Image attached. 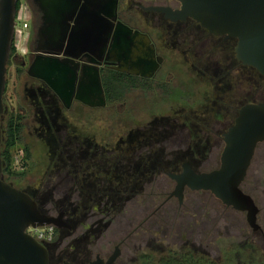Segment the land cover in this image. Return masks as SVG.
<instances>
[{
	"label": "rangeland",
	"instance_id": "374dc122",
	"mask_svg": "<svg viewBox=\"0 0 264 264\" xmlns=\"http://www.w3.org/2000/svg\"><path fill=\"white\" fill-rule=\"evenodd\" d=\"M147 1L132 2L145 6ZM22 4H26L25 0H22ZM128 4L125 0L121 1L122 12ZM139 13L136 7L134 14ZM123 17L129 21L125 13ZM23 21V18H18L16 23V29L21 34ZM18 36L16 58L19 55L24 56L26 51L22 41H25V35L18 33ZM159 50L162 51L165 63L158 79H163V83L171 82V85H163L162 94L159 91L137 90L120 97V101L109 107L94 110L74 103L70 110L62 108L65 117L79 133L93 137L104 146L114 145L128 126L142 127L154 119V116H168L171 122L194 121L196 125L191 129L195 137L194 157L191 159L193 166L201 172L218 169L225 146L223 139L219 137L226 132L229 120L232 119V113L229 115L225 108L231 105L232 109L235 105V88L231 92L224 87L216 90L211 76L214 68L210 74L195 71L192 69L190 56L186 57L178 50L163 45ZM13 68L15 69L14 65ZM13 68L12 82L9 93L6 94L10 101L9 104L5 103L6 114L10 111L15 114L23 112L25 119L21 142L12 150V167L18 171L26 168L27 173L20 178H8V181L21 189L33 190L47 186L45 195L51 203L46 210L57 215L59 212L55 206L60 203L64 205L63 196L66 193L60 190L62 188L58 184L57 174L50 170L47 147L36 136L33 110L23 93L25 86H31L36 81L27 75L26 67L19 70L16 77ZM243 75L249 76V71H243ZM245 77L242 80V93L250 91L251 86ZM151 89L154 87L151 86ZM216 98H219L218 103L215 102ZM250 99L264 101V91L259 90ZM165 127L170 130L168 125ZM165 127L163 137L166 139H162L157 149H160L162 163L168 165L165 168L169 171L173 167L177 168V163H173L172 158H181L182 155L184 157L191 145L176 137L169 138L171 135L165 133ZM24 152L27 161L24 159ZM160 180L162 194L174 191L175 182L166 175H162ZM247 182L249 183L245 184L244 189L254 198L260 209L258 224L264 232V142L256 151ZM88 189L92 187L85 190ZM153 189L155 188L149 187L141 194H131L130 198H127L128 194H123L121 201L110 204V211H106L102 205H96L98 200L105 204L110 201L107 197L101 198L97 191L71 194L70 201L75 204L77 221L73 224V236L65 251L67 258L79 263L94 260L97 254L104 259L109 258L115 246L165 201L166 195L157 197L160 191ZM158 218L161 221L157 220L155 223V218L149 221L123 245L117 264H158L164 252L170 251H195L218 264H264V241L254 236L246 214L226 208L210 192L187 189L182 206L175 199L163 207Z\"/></svg>",
	"mask_w": 264,
	"mask_h": 264
},
{
	"label": "flooded vegetation",
	"instance_id": "af4514ba",
	"mask_svg": "<svg viewBox=\"0 0 264 264\" xmlns=\"http://www.w3.org/2000/svg\"><path fill=\"white\" fill-rule=\"evenodd\" d=\"M121 1H118L113 37L111 36L105 52L102 53L100 46L96 43V37L93 35V31L99 26L95 23L97 18L95 16L96 19L93 20L91 17L90 21V18L86 19L84 16L86 14L84 13L85 7L88 10L87 12H91L94 16L98 2H92L91 4L89 1L81 2L76 11L73 12L74 1L68 0L60 8L55 6L57 4H52L51 0H25V5L22 4V0H19L17 20L20 19L23 10L27 15L26 39L23 41V47L26 48V51L24 56L19 55L18 58H16L17 52L11 55L8 64L4 103L8 102L9 104L10 102L6 94L9 93L12 82L13 65L15 66V69L13 68L16 74L15 77L18 71L24 70L25 67L29 76L30 68L40 58H47L48 53H52L55 48L57 49L60 46L59 43L55 42L62 43V40L59 39L62 38L65 31H68L69 35L76 33L74 49L65 50L71 56L77 57V60H74V63L71 64L77 68L78 72L73 99L67 100L66 92L61 89L62 99L47 82L29 76L37 83L31 84V87H43L56 95L61 106L60 115L64 116L65 119L62 108L70 110L74 103H80L85 108L94 110L109 107L120 101V97L137 90L159 91L162 94L163 85H171V82L163 83V79H158L165 63V58L161 54L162 51L159 50L161 45L172 50H178L186 57L190 56L192 69L195 71L210 74L212 68H214V73L211 76L215 81L216 90L224 87L231 92L235 88V105L232 109L230 108L231 105L228 106L229 108L227 106L225 108L229 115L230 112L232 113V119L229 120L227 125L229 127L226 132L234 125L243 106L257 103V101L250 98L258 94L259 81L257 76L249 71V67L243 66L237 60V39L214 36L191 18L173 22L166 18L164 13L154 10V8L163 7L176 11L181 7V4L176 0H148L145 6L138 3L134 4L132 1L135 0H125L129 4L124 12L121 11ZM134 6L138 8L139 15L134 14ZM111 12L107 10L109 15L112 14ZM124 13L129 21L123 17ZM127 28L131 31L129 34L126 31ZM18 37L16 32L15 47ZM212 45H214L213 48ZM59 58L62 61L64 60L63 57ZM243 71H249V76L245 77ZM33 72L39 75L38 71ZM244 77L250 82L251 86L250 91L242 93L241 88ZM167 81L169 80L167 79ZM151 86L154 89H151ZM216 99L215 102L218 103L219 98ZM11 112L14 113V111ZM166 125L170 127V130L165 127ZM195 125L194 121L179 123L177 120L171 122L168 116H154V119L152 118L149 123L142 127L128 126L123 131V135H120L112 146L101 145L93 137L82 134V137L79 136L80 142H76V152L63 154V165L60 179H58V184L62 188L59 189L63 193H68L71 190L78 193H91L88 191L94 190L99 193L141 194L147 188L154 187L153 191L156 189L160 191L156 195L157 197L166 195L165 201L147 215L143 222L139 223L124 240L115 246V248L119 247L120 252L115 264L121 258L123 245L149 221L154 218L156 219L155 223L157 220L161 221V218H158L159 212L165 205L176 199L174 197L170 198L172 192L161 193L162 180L160 179L162 175L169 178L168 174H180L183 171V165L190 162L194 157L195 137L191 129ZM164 127L166 128L165 133L171 135L169 138L176 137L191 145L184 157L182 155L181 158L178 156L172 158V162L177 163V168L173 167L170 171L165 168L168 165L162 163L160 149H157V145L161 144L162 139L165 138L163 137L165 136V134L163 135ZM223 136L219 138L224 141ZM192 168L197 173H203L195 169L193 165ZM247 177L241 188L245 194L250 195L244 189L245 184L249 183ZM88 187H92V189L85 190ZM38 189H47V186ZM101 198L105 199L106 197L102 196ZM63 199L64 205L62 204L60 209L55 208L59 212L57 215L46 210L50 207L49 202L44 206L42 212L50 217H60L62 214V221L71 227V229L55 227V237L52 243L45 246L48 250L50 264H88L96 260L98 256L101 257V255L97 254L94 260H85L79 263L67 258L65 254L69 239L73 236V224L77 221V212L76 210H70L68 199H65V197ZM108 199L110 201L106 204L98 200L96 205H102L106 211H110V204L119 202L122 198L118 196L113 199L111 196H107ZM64 231L65 234H63ZM253 234L258 240L264 241L262 227L261 231L253 232ZM262 250L264 251V248Z\"/></svg>",
	"mask_w": 264,
	"mask_h": 264
},
{
	"label": "water",
	"instance_id": "95a60500",
	"mask_svg": "<svg viewBox=\"0 0 264 264\" xmlns=\"http://www.w3.org/2000/svg\"><path fill=\"white\" fill-rule=\"evenodd\" d=\"M66 1L68 0H51L52 4H57L55 6L60 8ZM69 1H74L73 12L81 2H98L94 16L87 12L84 5V16L86 19L90 18V21L91 17L94 20L96 16L95 23L99 26L93 31V35L104 53L114 34L119 0ZM176 1L181 4L180 9L176 11L163 7L154 10L164 13L166 18L173 22L191 18L214 36L237 39V60L245 67L256 69L264 79V0ZM18 5L19 0H0V264H50L47 248L31 236L28 229L46 226L60 229L71 227L62 221V214L60 217H50L42 213L37 202L29 194L2 180V117L6 111L4 96L8 64L16 38ZM107 10L112 11V14L109 15ZM126 31L128 34L131 32L128 28ZM75 38L76 33L69 35L68 31H65L59 39L62 43L55 42L60 46L48 53L47 58H40L28 72L29 76L47 82L61 98L60 90L63 89L69 101L74 97L78 77L77 68L71 64L77 57L71 56L65 50L74 49ZM35 70L39 75L34 74ZM223 137L225 146L220 167L210 172L197 173L190 162L185 163L180 174H168L176 183L170 198H176L182 205L186 189L210 192L224 206L245 212L253 232L261 231L258 224L259 208L254 199L243 192L241 186L252 165L258 145L264 142V102L243 106L234 125ZM119 256V247H116L107 260L98 256L88 264H115Z\"/></svg>",
	"mask_w": 264,
	"mask_h": 264
},
{
	"label": "trees",
	"instance_id": "16d2710c",
	"mask_svg": "<svg viewBox=\"0 0 264 264\" xmlns=\"http://www.w3.org/2000/svg\"><path fill=\"white\" fill-rule=\"evenodd\" d=\"M19 6V5H18ZM17 52L15 46L12 48L11 55H14ZM22 71V70H20ZM249 71L253 72L259 81V90L264 91L263 86V77L261 74L254 68L249 67ZM24 98L27 100L29 105L32 107L34 115V123L36 125L34 131L38 139H40L48 150L49 161H50V170L57 174V178L60 179L61 168H62V156L65 153H75L77 144L79 141L80 134L76 128H74L64 116L60 115L61 106L55 94L52 91L43 88V87H31L25 86L24 88ZM264 102V101H261ZM259 103V101L257 102ZM8 117V118H7ZM7 118V119H6ZM25 119V114L22 113H13L9 112L8 115L5 114L2 117V130L5 134V141L3 139L2 150H1V159L3 162V173L2 180L15 187L13 184L9 183L8 178L12 177H23L27 173L26 168L24 170H15L12 167V150H14L21 142V135L24 131L23 121ZM3 125L5 126L3 128ZM82 137V136H81ZM84 137V136H83ZM86 138V137H85ZM260 146V145H259ZM258 146V148H259ZM24 159L27 161V155L24 152ZM182 162V161H181ZM193 165V162L190 160ZM197 169L196 167H194ZM170 171V170H169ZM50 172V173H51ZM174 172V171H171ZM23 192L29 194L38 204L40 210L43 212L44 206L49 202L50 199L46 197V190L48 189H37L32 190L30 188L21 189L15 187ZM54 189V188H53ZM63 193V192H62ZM83 194L71 190L70 192L64 194L63 198L68 199V206L70 210H76L75 204L73 205L70 201V195ZM99 195L110 197L115 199L118 196L122 197L123 194L118 192L113 193H100ZM126 195V193H124ZM78 196V195H77ZM131 197V194H128L127 198ZM64 201V199H63ZM59 205L55 206L57 209L61 207ZM158 264H218L215 261H209L206 256L198 254L195 251L185 252L178 251L163 254L161 259H159Z\"/></svg>",
	"mask_w": 264,
	"mask_h": 264
},
{
	"label": "built area",
	"instance_id": "2783aa9c",
	"mask_svg": "<svg viewBox=\"0 0 264 264\" xmlns=\"http://www.w3.org/2000/svg\"><path fill=\"white\" fill-rule=\"evenodd\" d=\"M24 19L23 25H22V31L23 33L21 34L20 31L16 32L19 33L20 35H25L26 39V29H27V15L26 12L23 10L20 15V19ZM23 37V36H22ZM23 39V38H22ZM24 41V40H23ZM55 227L54 226H46L43 228H29L28 233L33 236L39 243H41L44 246H47L52 243L54 237H55Z\"/></svg>",
	"mask_w": 264,
	"mask_h": 264
},
{
	"label": "crops",
	"instance_id": "0c3cea01",
	"mask_svg": "<svg viewBox=\"0 0 264 264\" xmlns=\"http://www.w3.org/2000/svg\"><path fill=\"white\" fill-rule=\"evenodd\" d=\"M23 41V40H22Z\"/></svg>",
	"mask_w": 264,
	"mask_h": 264
}]
</instances>
